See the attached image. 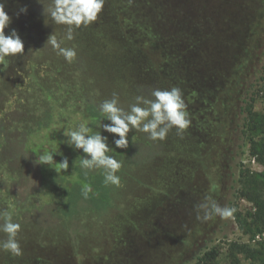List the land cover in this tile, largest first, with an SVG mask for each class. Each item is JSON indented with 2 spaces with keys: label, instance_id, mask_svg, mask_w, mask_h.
Segmentation results:
<instances>
[{
  "label": "rangeland",
  "instance_id": "1",
  "mask_svg": "<svg viewBox=\"0 0 264 264\" xmlns=\"http://www.w3.org/2000/svg\"><path fill=\"white\" fill-rule=\"evenodd\" d=\"M24 5L27 13L17 17ZM50 5L7 0L8 30L18 31L32 64L21 54L8 57L0 106L9 100L5 108H14L9 76L19 81L15 71L36 66L49 75L52 117L25 148L43 155L69 147L65 133L87 123L108 137L107 155L122 165L120 184H109L105 209L63 215L62 205L40 189L38 174L12 183L14 171L0 161V210L21 224V255L0 251V264H195L210 250L218 264L264 259V0H105L98 20L62 44L75 46L72 63L46 44L51 33L59 40L67 32L42 15ZM173 87L181 90L190 120L182 133L173 127L165 140L153 141L130 130L128 148L119 149L115 134L99 127L111 123L99 105L113 93L128 110L135 97ZM89 106L101 117H92ZM171 161L177 178L188 168L176 182L166 172ZM23 162L26 169L43 165ZM56 170L65 182H79L73 166ZM67 191L61 188L59 196ZM209 201L234 208L233 216L203 220L201 211L197 219L196 206Z\"/></svg>",
  "mask_w": 264,
  "mask_h": 264
},
{
  "label": "clouds",
  "instance_id": "2",
  "mask_svg": "<svg viewBox=\"0 0 264 264\" xmlns=\"http://www.w3.org/2000/svg\"><path fill=\"white\" fill-rule=\"evenodd\" d=\"M37 2L40 3L41 0H37ZM6 3L7 0H0V66H2L0 71H5L9 67L8 57L24 53V41L18 31L12 28L8 34L5 33V29H9L12 23V17L6 11ZM104 5L105 0H51L50 7L43 6L42 15L44 16L47 12L57 24L66 25L67 32L59 40L55 34L51 33L46 44L50 45L58 55L63 56L68 63L74 62L77 58L75 46L62 47V44L65 40H74L76 29L82 26L88 27L96 22ZM27 11V5L21 6L16 15L18 17L21 13L26 14ZM44 23L46 24L45 20ZM151 97L137 96L135 103L125 110L120 106L118 94L113 93L111 99H106L99 105L100 112L111 122L101 123L99 127L107 133L115 134L113 143L116 148H128L130 130L146 133L150 140L163 141L173 127L177 129L178 134L189 127L187 106L179 88L153 89ZM65 135L69 137L67 144L70 147L82 150L83 154H87L81 160V167L90 170L103 168L105 184H120V177L116 173L122 165L114 156L107 155L110 151L107 136L102 135L100 131L93 133L87 123L80 124L77 130L66 132ZM39 159L41 164L52 166L53 163H56L63 170H67L69 167L66 157L57 163L53 153H45ZM88 191H91V188L86 185L85 195ZM196 211L197 219H201L200 212L203 211V220H208L213 216L230 218L235 209L221 207L215 201H209L197 205ZM0 220H2L0 232L6 234L7 237L0 240V251L15 256L21 255V246L17 239L21 231V224L13 221V216L7 209L0 210Z\"/></svg>",
  "mask_w": 264,
  "mask_h": 264
},
{
  "label": "trees",
  "instance_id": "3",
  "mask_svg": "<svg viewBox=\"0 0 264 264\" xmlns=\"http://www.w3.org/2000/svg\"><path fill=\"white\" fill-rule=\"evenodd\" d=\"M8 31V29H5L6 34L9 33ZM20 57L25 58L23 54ZM22 61H25V64H32L29 58ZM38 72L39 70L35 66L32 70L15 71V75L20 77L19 81L15 80V76H9L8 80H12L14 88L7 99L15 97L16 100L13 103L14 108L10 111L5 108L9 100L4 102L3 106H0V161L2 164H6V169L10 170L11 175L14 171L16 178L12 179V183H18L19 185L21 180L30 176L32 171L38 174L41 182L40 189L48 192L55 203L62 205L60 208L63 215H70L89 208L103 210L111 203L110 186L105 184L104 173L100 171V168V170H90L81 167V160L87 155L83 154L82 150L69 146L50 151L57 163L65 157L68 159L69 167L73 166L79 182H65L63 177L57 174L56 167L58 165L56 163H53L52 166L43 164L39 170L32 169L33 167L30 166L28 169L24 167L23 158L32 159L36 162L42 156L41 151L33 152L28 147L25 148L27 138L33 132L46 127L52 117V108L49 97H47L51 91L48 90L45 82L49 75L45 73L40 75ZM0 75L1 87H7L6 84L4 85L5 82L2 81V79H5L2 71H0ZM22 92L25 94L24 97L18 95ZM54 99L56 102L59 101L58 98ZM92 108L89 106L90 115L100 118L101 115L92 111L94 110ZM34 165L35 167L39 166L37 163ZM86 185L91 188L87 195H85ZM63 187H66L69 191L59 196L60 189ZM63 204H67L68 208L64 207ZM216 259V252L210 250L204 252L195 264H218ZM249 264H264V259Z\"/></svg>",
  "mask_w": 264,
  "mask_h": 264
},
{
  "label": "flooded vegetation",
  "instance_id": "4",
  "mask_svg": "<svg viewBox=\"0 0 264 264\" xmlns=\"http://www.w3.org/2000/svg\"><path fill=\"white\" fill-rule=\"evenodd\" d=\"M195 139H197L198 140V142L199 141H201L202 140V135L201 136H198V137H196L195 136ZM174 163H176V162H169V164H167L168 166H167V168H166V172L168 173V174H170L171 173V175H173V174H175V176H174V178L172 179V181L173 182H176V180H178L180 177H181V172L182 173H186L187 171H188V168H186V170H184V169H180L179 170V173H178V178H177V173H173V171H171L172 170V166L174 167ZM185 175V174H184ZM150 198V197H149ZM149 198H147V199H145V200H142V202H140V203H144L145 201H147ZM108 207V206H107ZM153 208V207H152ZM157 208H155V210H156ZM152 212V209H151V211H150V213ZM130 213V212H129ZM139 213H145V212H139ZM138 213V214H139ZM128 226V225H127ZM127 230V232H125L126 234H128L129 232H128V229L127 228H125V231ZM124 233V234H125ZM129 235V234H128ZM125 249H126V251H127V247H125ZM126 251H125V258L126 259H129V257H128V254L126 253Z\"/></svg>",
  "mask_w": 264,
  "mask_h": 264
}]
</instances>
